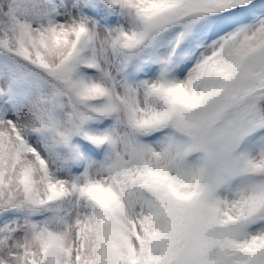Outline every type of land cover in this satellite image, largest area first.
Returning <instances> with one entry per match:
<instances>
[{
	"label": "snow or ice",
	"instance_id": "obj_1",
	"mask_svg": "<svg viewBox=\"0 0 264 264\" xmlns=\"http://www.w3.org/2000/svg\"><path fill=\"white\" fill-rule=\"evenodd\" d=\"M0 264H264V0H0Z\"/></svg>",
	"mask_w": 264,
	"mask_h": 264
}]
</instances>
